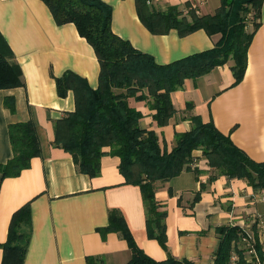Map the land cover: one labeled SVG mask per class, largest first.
<instances>
[{"label": "crops", "instance_id": "1", "mask_svg": "<svg viewBox=\"0 0 264 264\" xmlns=\"http://www.w3.org/2000/svg\"><path fill=\"white\" fill-rule=\"evenodd\" d=\"M102 1L112 7L113 31L158 64L213 49L222 38L204 30L186 37L176 30L156 35L141 22L136 0ZM221 4V0H148L159 12L178 6L185 12L191 7L200 15L215 14ZM259 22L239 83L233 59L198 79L186 80L172 94L177 113L163 127L154 121L147 103L132 100L144 115L140 127L154 131L170 152L176 134L190 131V118L197 116L204 123L213 122L249 158L264 163V2ZM0 34L20 65L25 84L0 90V165L14 155L12 124L34 121L42 148L41 156L20 176L3 177L0 172V264L13 216L27 205L32 235L23 264H87L93 256L106 264H127L131 251L126 240L117 233L103 239L99 233L109 225L114 209L123 214L138 246L157 261L170 255L193 264H215L221 243L217 229L222 226L240 227L264 257V189H255L247 179L222 175L207 164L201 150L193 153L195 167L156 185V198L167 210L165 246L151 236L141 188L125 183L118 157L105 156L101 173L91 178L80 173L73 157L55 143L57 121L76 108L74 92L59 96L56 79L71 71L96 89L100 64L93 47L74 24L58 25L42 0H0ZM248 255L247 251L245 259Z\"/></svg>", "mask_w": 264, "mask_h": 264}, {"label": "trees", "instance_id": "2", "mask_svg": "<svg viewBox=\"0 0 264 264\" xmlns=\"http://www.w3.org/2000/svg\"><path fill=\"white\" fill-rule=\"evenodd\" d=\"M42 1L58 25L76 26L93 47L100 64L96 89L71 71L56 79L59 96L74 92L76 108L57 121L55 143L73 157L80 173L91 178L101 173L105 156L118 157L125 183L141 188L151 236L165 246L167 210L156 198V185L192 167L196 150H201L207 164L222 175L247 179L255 189H264V163L249 158L213 122L204 123L192 116V129L177 133L175 144L168 152L154 131L140 127L144 115L131 105L132 100L147 103L154 111V121L163 127L177 113L172 94L186 80L198 79L233 59V72L239 83L246 72L248 49L260 26L264 0H221V7L213 15H200L191 7L185 12L178 6L159 12L150 8L148 0H136L139 18L153 34L165 35L176 30L186 37L204 30L210 36L222 35L213 49L166 65L158 64L152 55L137 50L113 31L112 7L102 0ZM24 85L22 69L0 34V90ZM9 135L14 155L6 165H0V172L3 177H18L42 154L38 127L32 120L12 124ZM217 232L221 243L215 264H233L234 254L238 264H247L243 230L238 226H222ZM99 233L103 239L109 233H117L126 240L131 251L127 264H193L170 255L163 261L149 257L136 243L123 214L116 209L110 211L109 225L100 228ZM31 235V209L27 205L13 216L2 264H23ZM258 252L264 259L260 248ZM87 264L106 263L102 257L93 256Z\"/></svg>", "mask_w": 264, "mask_h": 264}, {"label": "built area", "instance_id": "3", "mask_svg": "<svg viewBox=\"0 0 264 264\" xmlns=\"http://www.w3.org/2000/svg\"><path fill=\"white\" fill-rule=\"evenodd\" d=\"M193 167H195V164H192ZM243 241L247 244V251H248V258L246 259L247 264H263L261 257L256 252V249L254 247V242L250 240V238L246 235L243 238ZM232 263L238 264L237 256L236 254L232 257Z\"/></svg>", "mask_w": 264, "mask_h": 264}]
</instances>
